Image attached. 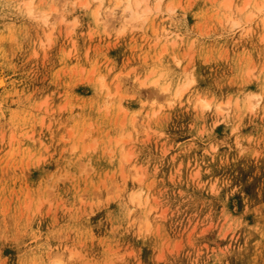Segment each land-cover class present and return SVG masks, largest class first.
<instances>
[{
    "label": "rangeland",
    "instance_id": "1",
    "mask_svg": "<svg viewBox=\"0 0 264 264\" xmlns=\"http://www.w3.org/2000/svg\"><path fill=\"white\" fill-rule=\"evenodd\" d=\"M87 1L0 0V264H264V0Z\"/></svg>",
    "mask_w": 264,
    "mask_h": 264
},
{
    "label": "bare ground",
    "instance_id": "2",
    "mask_svg": "<svg viewBox=\"0 0 264 264\" xmlns=\"http://www.w3.org/2000/svg\"><path fill=\"white\" fill-rule=\"evenodd\" d=\"M31 1H33V0H31ZM75 1H77V0H75ZM84 1H86V0H84ZM88 1H89V0H88ZM88 1H87V2H88ZM92 1H95V2H96V1H102V0H92ZM125 1H126V7H125L126 10H125V11H127V12H129V13L131 14V17H130V18H132L133 20L136 19V18L139 19V18H140V15H139L140 12L138 13V9H140V8H139L140 0H125ZM125 1H124V0H119L118 3L121 4V3L125 2ZM146 1H147V0H146ZM28 3H29V2H28ZM32 4H33L32 2H30L28 5L26 4V6H28V8H29V9H28V8L26 7V9L29 10V11H27V13L30 12L31 15H33V13H34V12H33V11H34V10H33L34 7L32 8ZM78 4H79V2H78ZM87 4H88V3H87ZM74 5H75V3H74ZM30 6H31V7H30ZM87 6H88V5H87ZM99 6H100V8L102 7V6H101V2H100V5H99ZM99 6H98V8H99ZM118 7H119V6H118ZM100 8H99V10H100ZM263 9H264V8H263ZM99 10L96 12L98 15H99ZM56 11H58V10L56 9ZM111 11H112V10H111ZM259 11H260V10H259ZM32 12H33V13H32ZM261 12H262V11H261ZM30 13H29V14H30ZM50 13H51V12H50ZM50 15H52V14H46L45 12H43L42 14L39 15V17L41 16L42 19H44V22L47 24ZM106 16H107V15H106ZM98 19H99V18H98ZM62 20H63V19H62ZM133 20H130V21H133ZM103 24H104V23H103ZM2 84H3V82H2L1 79H0V85H2ZM155 84H157V83H155ZM103 88H104V87H103ZM179 90H180V89H179ZM179 90H178V91H179ZM164 92H165V93L167 92V88L164 89ZM182 93H183V92H181V91L178 93V94H179V97L182 96ZM178 94H177V95H178ZM256 97H257V96H256ZM253 99H254V98H253ZM258 99H259V98H258ZM249 102H250V101H249ZM204 104H205V106L207 105L206 103H203V104H202L203 108H204ZM255 104H256V103H255ZM255 104H254V105H255ZM206 107H208V106H206ZM251 107H252V106H251ZM254 107H255V106H254ZM209 108H210V106H209ZM219 110H221V107L219 108ZM222 111H223V110H222Z\"/></svg>",
    "mask_w": 264,
    "mask_h": 264
}]
</instances>
